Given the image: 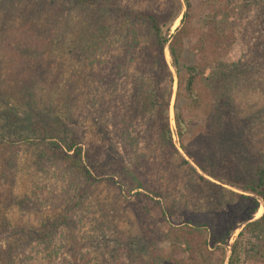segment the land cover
Returning <instances> with one entry per match:
<instances>
[{"label": "trees", "instance_id": "obj_1", "mask_svg": "<svg viewBox=\"0 0 264 264\" xmlns=\"http://www.w3.org/2000/svg\"><path fill=\"white\" fill-rule=\"evenodd\" d=\"M132 1L137 5L139 0ZM209 1L224 3L226 22L207 37L212 49L201 51L208 58L213 55V61L227 54L236 40L228 15L238 8L256 12L240 34L248 53L232 65L204 60L190 78L197 65L181 63L190 0H185L182 27L174 33L163 32L174 16L170 0L166 10L158 5L132 9L128 3L125 8L120 0H0V188L17 185L15 174L24 168L20 153L25 148L31 150L32 174L59 168L69 176L74 198L69 213L50 219L40 235L25 226L10 236L20 235L26 247L41 245L49 252L57 236L77 234L81 195L107 181L124 194L139 239L149 249V264H181L182 246L192 260L198 255L204 264H264V214L253 219L264 207V0ZM12 6L17 9L12 11ZM167 48L178 80L175 133L190 162L173 142L169 110L174 76L165 59ZM166 83L168 92L163 89ZM181 98L188 100L187 109L205 113L208 129L222 130L228 124L251 128L256 145L250 150L260 160L254 180L235 177L234 159H216L203 147L196 152L185 145L188 128L178 106ZM11 102L25 109L26 116L14 114ZM91 116L97 128L91 133L95 140L88 143L70 130L69 120ZM141 118L143 124H135ZM152 137L158 140L161 159L139 144ZM109 139L119 148L118 160L113 159L116 151L108 148ZM172 149L181 160L177 167L182 176L167 162L165 152ZM11 203L23 212L35 209L29 198L15 196ZM155 211L159 219L153 217ZM175 217L182 223L172 225ZM163 222H169L165 232L159 229ZM9 225L6 216H0V231L5 233ZM100 238H107L105 232L87 240ZM163 242L170 245L165 253L158 247ZM44 256L55 260L49 253ZM37 261L42 264L40 257ZM20 262L30 264L28 258ZM0 264L16 261L0 259Z\"/></svg>", "mask_w": 264, "mask_h": 264}, {"label": "rangeland", "instance_id": "obj_2", "mask_svg": "<svg viewBox=\"0 0 264 264\" xmlns=\"http://www.w3.org/2000/svg\"><path fill=\"white\" fill-rule=\"evenodd\" d=\"M139 0L136 4H133L132 0H120V5L127 8L126 5L132 9H149L154 5H158L163 10L170 9L172 5L169 0ZM173 3L172 10L174 16L172 20L163 27L165 33L167 29L174 33L177 28L182 27V18L187 10L185 0H170ZM246 1V0H244ZM252 1V0H247ZM191 8L189 12V20L186 24L188 35L184 39V53L182 56V65L196 66V73L192 74L190 78L199 72L198 66L201 65L204 60L212 62L213 65L217 61L223 64L232 65L244 60L247 55V46L244 39L240 36L241 29L247 21H252L256 17L255 10L244 13L237 12L236 8L233 13H229L228 22L234 23V40L227 52V54L218 55L217 60L213 61V55L208 58L206 52H202L203 47L206 49H212L210 41H207V37L211 35L213 31H217L219 24L226 22L227 15L224 13V3H214L209 0H190ZM251 8V7H250ZM254 8V7H252ZM17 6H12V11H15ZM255 9V8H254ZM224 13V14H223ZM232 14V15H231ZM214 33V32H213ZM208 42V43H207ZM209 45V46H208ZM222 53L221 49L219 54ZM165 59L170 65V69L174 76L173 83V95L171 100V106L169 110V118L171 129L173 131V142L176 149L182 157L188 160L185 154L180 148L179 139L175 133L174 122V106L177 91V77L173 67L172 58L168 48L165 51ZM210 69H206L205 75H210ZM163 89L169 91V83L164 84ZM188 100L181 98L178 103L180 110L186 120L188 128V134L185 135L183 142L190 147H203L208 154L216 159L230 157L235 160L234 175L237 179L254 180L255 171L260 165L259 156L255 155L250 150L253 145H256V140L252 138V130L248 127L238 128L232 124H228L224 129H208L205 123V116L201 109H187ZM10 108L14 114L18 117L24 115L25 109L11 102ZM71 131L78 136H84L88 143L90 140H95V136L92 135V131H95L96 120L93 116L87 119L76 118L69 120ZM255 123V121H254ZM135 124H143L142 118L137 120ZM97 140V139H96ZM140 146L153 149L155 155L159 159L163 158L161 149L158 148L157 141L153 140V137L146 143L139 140ZM146 143V145H144ZM115 150L113 159L118 160L120 157L119 148L116 149L115 145L108 142V148ZM197 152V150H196ZM167 156V162L170 161L172 170L179 173L181 176L184 171L178 169L177 165L180 163L178 154L172 149L165 152ZM20 164L24 166L22 172L16 175L15 187H11V184H5L0 188V216L5 215L9 220L10 225L7 226L8 230L4 233L0 231V250L2 255L0 259L6 260L13 258L16 264H22L20 261H24L28 258L30 264H38V257L41 258L42 264H149L148 247L139 239L140 229L132 215L128 204L124 199V194L118 189L117 185L109 184L107 181H102L97 185H93L90 190L81 195L82 203L78 211V218L81 221L76 227L75 235L65 232L56 237L54 244L49 245V252L45 251V247L41 245L36 246L33 249L34 244L30 247H26V239L21 238L20 235L10 236L13 231L21 230L25 226H30L34 229L36 235H40L43 231L44 224L50 219H54L59 216L63 211L69 213L72 205V191L70 190L69 176L64 175L62 171L53 167L48 173L45 174H32V170L28 165L31 163V150L22 149L20 153ZM19 158V159H20ZM189 161V160H188ZM190 162V161H189ZM173 163V164H172ZM192 164V163H191ZM193 165V164H192ZM209 180H212L206 177ZM117 180V178L115 179ZM172 186H170L171 188ZM227 188V187H226ZM229 189V188H227ZM69 190L71 192H69ZM172 194L176 191L171 192ZM15 196L20 197L23 201L26 198L30 199L32 204L34 203L35 209L33 210H18L11 203V199ZM176 200L178 196L174 197ZM72 199V200H71ZM264 207L261 205L260 209ZM259 211L254 214V220H258L261 216H258ZM155 219L160 218V213L155 211L153 213ZM183 219L181 217H175L170 220L172 225L181 224ZM18 225V226H17ZM101 226H103L101 228ZM10 227V228H9ZM68 228V226H66ZM103 229V230H101ZM161 231H167L169 229V222H163L159 225ZM239 229L234 237L240 232ZM96 232H105L106 239H98L97 242H90L87 237L93 236ZM6 235V236H5ZM70 239V240H68ZM85 240V242H84ZM107 240V241H105ZM71 241V242H70ZM141 241V242H139ZM66 242H70V245L66 246ZM233 240L231 241V244ZM159 249L162 253L168 251L170 245L168 242L159 243ZM33 249V250H32ZM185 246L181 247L182 254L181 264H204L198 255L197 260L191 259V253L186 252ZM213 250V248H210ZM207 249V251H210ZM4 252V253H3ZM51 254V257L55 260L51 261L50 257L44 256L45 254ZM60 253V254H58ZM4 254V255H3ZM230 253H228L227 259ZM228 261V260H227ZM227 261L225 264H227Z\"/></svg>", "mask_w": 264, "mask_h": 264}, {"label": "bare ground", "instance_id": "obj_3", "mask_svg": "<svg viewBox=\"0 0 264 264\" xmlns=\"http://www.w3.org/2000/svg\"><path fill=\"white\" fill-rule=\"evenodd\" d=\"M263 211H264V209H263V208H261V209H260V211H259V213H258V216H261V215H262V213H263Z\"/></svg>", "mask_w": 264, "mask_h": 264}]
</instances>
